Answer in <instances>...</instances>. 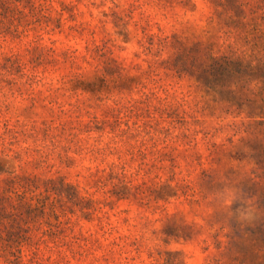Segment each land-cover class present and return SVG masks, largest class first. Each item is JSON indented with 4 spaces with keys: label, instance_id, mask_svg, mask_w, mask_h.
<instances>
[{
    "label": "rangeland",
    "instance_id": "1",
    "mask_svg": "<svg viewBox=\"0 0 264 264\" xmlns=\"http://www.w3.org/2000/svg\"><path fill=\"white\" fill-rule=\"evenodd\" d=\"M13 1L0 27V249L12 238L21 253L0 250V264H238L264 225L256 141L171 70L177 40L227 49L219 4L233 0ZM24 192L59 221L19 208L12 224L3 198Z\"/></svg>",
    "mask_w": 264,
    "mask_h": 264
},
{
    "label": "trees",
    "instance_id": "2",
    "mask_svg": "<svg viewBox=\"0 0 264 264\" xmlns=\"http://www.w3.org/2000/svg\"><path fill=\"white\" fill-rule=\"evenodd\" d=\"M13 3V0H0L2 28L5 27V20L15 13ZM230 5L226 9L225 4H219L228 16L223 24L226 28L225 40L229 42L227 49L221 52L218 42L177 40L180 46L171 60V70L196 83L210 102L224 106L234 118L249 122V131L256 146L248 162L260 170L255 176L257 180L252 183L255 190L252 196L260 201L259 206L264 210V7L252 6L247 0H233ZM31 6L33 14H38L37 7L34 4ZM209 35L214 38L217 34L210 31ZM167 41L168 38H164L161 43ZM210 105L208 102L206 109L211 108ZM25 192L18 195L17 202L11 196L3 198L10 210L8 219L12 224L15 222L12 210L19 208H26L29 213L39 211L59 221L55 206L49 207L41 198H36V204H32L27 201ZM0 240H3L1 235ZM6 242L0 250L8 254L11 263L10 257L18 261L20 256L16 254L21 251H14L15 240L10 238ZM237 253L238 264H264V225L242 238Z\"/></svg>",
    "mask_w": 264,
    "mask_h": 264
}]
</instances>
